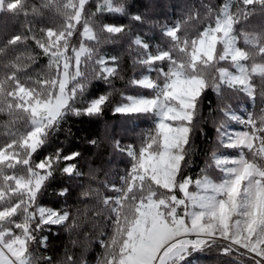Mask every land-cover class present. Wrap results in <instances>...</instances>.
<instances>
[{
  "label": "snow or ice",
  "instance_id": "obj_1",
  "mask_svg": "<svg viewBox=\"0 0 264 264\" xmlns=\"http://www.w3.org/2000/svg\"><path fill=\"white\" fill-rule=\"evenodd\" d=\"M86 3L87 0H41L40 4L31 5L29 11L27 0H0V13L24 16L26 21L24 33L11 36L0 46V54L14 51L31 39L48 56L50 70L33 79L27 66L18 65L19 56L16 62L2 65L0 110L6 108L15 116V131L9 133L10 142L0 143V264H38L31 247L47 246V236L40 233L69 219L67 210L61 213L42 206L38 197L47 182L55 178L58 166L76 160L80 153L64 154L62 148H57L35 164L33 154L59 131L68 114L98 116L111 103V93L92 98L86 93L93 79L110 83L109 77L115 75L116 69L105 68L106 75L89 73L88 69L95 64L104 65V57L93 59L94 49L83 42L79 49L72 47L74 57L68 56L69 42L78 31V24L83 28L81 37L97 45L130 29L125 25L103 24L99 34L94 32L92 22L83 18ZM254 3L264 8V0H235L233 13L230 11L233 0H227L218 13L209 9L208 23L193 37L185 34L182 38L178 34L180 22L161 25V32L170 44L166 50L158 46L155 54L141 36L134 37L133 44L144 50L139 63L149 72L155 70L157 78L143 75L130 83L151 89L153 95L122 96L113 111L122 115H150L154 127L138 151L132 145L120 148L131 158V167L119 177L121 186L112 184L116 194L103 200L115 214L114 233L109 242L100 241L105 251L97 264H188L194 253L213 248L220 255L234 258L235 264H247L240 257L249 258L251 264H264V128L251 133L230 130V121L245 128L254 124L251 116L244 119L230 107L222 109L225 119L217 126V142L223 149L238 150L239 155L211 153L210 159L221 174L218 180L204 175L193 181L191 176L183 175L191 163V140L206 91L212 88L219 95L226 85L246 93L254 102L252 75L264 79V63H254L251 69L242 63L255 53L264 57V34L250 35L234 28L247 21L251 15L248 7ZM53 8L63 17L55 30L52 27L36 30L27 20L29 15L38 17ZM97 11L123 14L126 9L123 3L105 0ZM131 19L143 22L139 14ZM241 38L252 53L238 46ZM73 59L75 64L69 71ZM111 60L115 62L117 58ZM220 61H230L236 72L216 67ZM157 62L166 63L167 70L155 67ZM213 68L219 75L209 81L208 74ZM77 104L83 107L78 108ZM257 140L259 147L254 150ZM245 149L251 158L246 156ZM209 166L212 165L206 164V168ZM59 171L68 178L81 176L75 163H66ZM193 183L195 192L189 191ZM176 191L183 197L178 198ZM67 193L68 188H63L59 195Z\"/></svg>",
  "mask_w": 264,
  "mask_h": 264
},
{
  "label": "trees",
  "instance_id": "obj_2",
  "mask_svg": "<svg viewBox=\"0 0 264 264\" xmlns=\"http://www.w3.org/2000/svg\"><path fill=\"white\" fill-rule=\"evenodd\" d=\"M40 2L41 0H27L29 11L31 5H38ZM226 2L227 0H112L113 4L123 3L125 6L126 12L117 14L97 11L98 6L104 4L105 0H87L83 18L92 22L90 26L96 33L99 34L103 24L125 25L130 32L116 34L110 41L97 45L95 41L81 37L83 28L78 24V31L74 32L70 39L67 55H73L72 47L79 49L83 42L88 48L94 49L93 59L104 57V65L95 64L88 69L89 73L106 75L104 69L107 67L115 68L116 73L109 77L110 83H105L103 79H93L86 93L88 98L111 93V103L104 108L101 115L68 114L61 123L59 131L32 156V162L35 164L49 153L55 152L57 148H62L64 154L71 151L80 153L76 160L62 162L58 166L55 178L47 182L43 194L38 197V202L42 206L61 213L64 210L69 212V219L64 224L50 226V231L46 227L45 231L40 233L42 236H47L46 247L41 245L31 247L32 255L38 264H48V258L51 264H69L70 260L74 261V264H85V262L97 264V260L103 257L105 251L100 241L109 242L114 233L115 214L104 205L103 200L116 194L111 187L112 184L121 186L119 177L131 167V158L126 152L122 153L120 148L132 145L138 151L149 130L154 127V119L150 115H122L113 111V107L121 102L122 96L153 95L151 89L130 83L131 80L140 79L143 75H150L153 80L157 78L155 70L149 72L139 63L144 50L133 44L134 37L139 35L149 43L151 46L149 51L153 54L156 53L158 46L166 50L170 40L161 32V25H174L180 22L181 29L178 34L182 38L185 34L193 37L208 23L209 9H212L213 13H218ZM231 11L235 12V0ZM248 11L251 15L247 21L234 25V28L238 32L250 35L264 34V8L254 3L248 7ZM137 14L143 17V22L131 19ZM214 19L213 15L212 20ZM27 20L32 22L36 30L40 27H52L55 30L63 22V17L53 8L45 10L38 17L29 15ZM25 23L24 16L14 17L9 13H0V46L11 36L24 33ZM104 35L107 36L106 33ZM238 45L250 53L253 52L244 44L242 38L238 39ZM220 47L218 45V49ZM86 55L82 56V61ZM17 56L20 57L18 65L27 66L28 75L33 79L38 75L44 76L50 71L48 56L43 54V50L30 39L14 51L9 50L7 54H0V78L3 77L4 72L2 65L16 62ZM111 57H116L117 60L113 62ZM254 63H264V57L255 53L253 58L247 61L249 67ZM155 67H164L167 70L166 63L161 65L157 62ZM216 67L234 69L230 61H220ZM51 71L54 74L55 68ZM208 75L211 81L213 78H218L219 74L213 68ZM251 84L255 96L254 102L246 93L234 91L226 85L222 86L219 95L212 88L203 95L200 119L197 121V129L191 140V163L184 169V176H191L192 180H196L207 175L218 180L221 174L210 159L211 153L218 151L220 154H239L236 149L221 148L217 142V126L225 119L222 109L230 107L245 119L251 116L254 127H247L250 133L264 128V96H262L264 79L258 74H253ZM76 107L82 108L83 104H77ZM14 121L15 116L6 108L0 110V143L10 142L9 133L15 131ZM232 124H235V121L229 122V125ZM258 147L259 141H254V150ZM245 154L251 158V153L247 149ZM66 163L77 164L81 176L68 178L61 175L59 168ZM206 164L212 166L206 168ZM204 168L206 171L202 173L201 169ZM63 188H68V193L60 196L59 192ZM176 195L181 197L179 191H176ZM240 259L251 264L247 257ZM188 264H235V259L220 255L213 248L202 253H194L188 258Z\"/></svg>",
  "mask_w": 264,
  "mask_h": 264
},
{
  "label": "rangeland",
  "instance_id": "obj_3",
  "mask_svg": "<svg viewBox=\"0 0 264 264\" xmlns=\"http://www.w3.org/2000/svg\"><path fill=\"white\" fill-rule=\"evenodd\" d=\"M230 11H231V9H230ZM91 27V26H90ZM94 31V30H93ZM95 32V31H94ZM238 43V42H237ZM239 46V45H238ZM87 47V46H86ZM62 51H63V49H62ZM69 56V55H68ZM71 57H74V53H73V55H71ZM63 63V58H62V60H61V64ZM70 63V67H69V71H72L73 70V67H74V64H75V61H74V59L72 60V61H70L69 62ZM242 63H245L247 66H248V68L249 69H251V67H249V65L247 64V61H243ZM229 71H231V72H236V69L234 68V69H228ZM150 76V75H149ZM150 78H151V76H150ZM250 83H251V81H250ZM253 86V85H252ZM143 96V95H142ZM237 115H240V114H238V113H236ZM240 116H242V115H240ZM243 117V116H242ZM244 118V117H243ZM245 119V118H244ZM229 128H230V130H235V131H248L247 130V128H245L243 125H240L239 123H237V122H235V124H232V125H229ZM222 155H228V156H237V155H239V154H233V155H231V154H223V153H221ZM210 178H212V177H210ZM212 179H214V178H212ZM215 180V179H214ZM193 181H195V180H193ZM189 191H191V192H195L196 191V188H195V185H194V183L192 184V185H190L189 186ZM183 197V194L181 193V197H178V198H182ZM178 211H181V209H178ZM19 219H21L22 220V217H20ZM18 231V230H17Z\"/></svg>",
  "mask_w": 264,
  "mask_h": 264
}]
</instances>
